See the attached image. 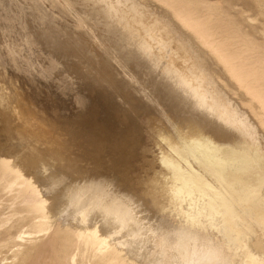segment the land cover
Masks as SVG:
<instances>
[{
    "label": "rangeland",
    "instance_id": "rangeland-1",
    "mask_svg": "<svg viewBox=\"0 0 264 264\" xmlns=\"http://www.w3.org/2000/svg\"><path fill=\"white\" fill-rule=\"evenodd\" d=\"M171 1L210 30L213 28L217 40L238 57L234 65H241L243 71H255L254 78H263L264 0ZM120 4L117 0H0V153L10 157L18 151L38 161L39 168L30 175L52 207L58 192L70 195L81 190L82 199L72 200L67 210L54 218V232L61 225H71V217L81 204L112 198L129 202L123 197L129 196L130 187L134 185L135 190L141 191L140 180L152 174L154 178L161 176L159 181H164L165 189L169 187L167 194L174 196L170 187L176 182L169 178L168 170L174 158L185 162L189 157L183 153L185 148L183 152L174 149V137L179 131L186 135L202 128L196 118H191L195 122L190 120L192 126L184 120L185 124L179 119L180 122L178 115L170 111L173 109L164 106L169 101L163 94L160 98L153 80L144 74L147 69L142 60L135 64L138 56H122L127 48L121 45L122 41L130 38L126 19L136 22L134 33L138 29L147 32L144 22L156 24L161 15L169 19L202 55V68L214 76V81L217 79L215 82L227 96L228 104L247 113L248 122L253 121V125L258 121L245 90L225 67L222 69L224 64L196 34L174 17L171 9L158 0ZM127 5L135 10H128ZM140 14L146 16L143 23ZM167 113L176 119L172 121L175 125L165 117ZM255 129L260 133L258 127ZM162 137L169 139L166 146L160 142ZM159 142L168 150L159 148ZM187 145L184 146H190ZM8 185L7 180L0 179V264H72V253L79 254L75 242L60 259V247L54 238L30 235L32 214L26 211L21 199L13 198L16 192H9ZM20 234L22 239L18 238ZM89 256L82 258L79 254L77 263L105 264Z\"/></svg>",
    "mask_w": 264,
    "mask_h": 264
},
{
    "label": "bare ground",
    "instance_id": "bare-ground-1",
    "mask_svg": "<svg viewBox=\"0 0 264 264\" xmlns=\"http://www.w3.org/2000/svg\"><path fill=\"white\" fill-rule=\"evenodd\" d=\"M117 1L126 5L132 0ZM158 1L171 9L174 17L184 27L196 34L198 40L224 64L222 69L225 67V71L227 69L245 90L250 97V107L255 111L250 113L257 118V126L252 124L253 121L248 122L247 113L237 110L232 106L234 104H228L227 96L215 82L217 79L214 81V76L208 74L209 71L206 73V68H202V55L191 46L189 39L181 31L178 32L175 24L169 23V19L166 20L162 15L158 17L159 14V24L144 22L146 16L140 14V22L145 23L147 27L144 28L149 34L146 35L147 32L139 29L134 33L135 28L137 31L136 22L126 19L127 35L130 38L122 41L121 45L127 47L122 56L125 59L138 56L137 60L134 58L135 64L142 60V66L147 69L144 74L153 80L154 84H151L156 86L160 98L163 94L166 102L169 101L164 106L167 108L169 105L173 109L170 111L178 115V120L186 123L191 120L193 123L191 118H196V123L205 128L198 130L193 125L196 131L186 135L179 131L174 137V141H179H173V148L182 149V152L185 148L183 153L189 155L183 160L185 162L173 155V165H169L168 171L172 176L169 178L176 182L170 187L174 196L167 194L169 187L165 189L164 181H159L161 176L154 178L152 172V176L147 177L145 173L147 178L140 180L142 190L137 191L138 188L135 190L134 185H130L132 189L129 196L123 197L129 202L112 198L94 199L81 204L71 215V225H61L54 232V218L63 214L72 200H80L81 190L70 195L56 193V204L52 207L49 198L30 175L36 167L39 168L38 161L18 151H13L14 155L10 157L1 151L0 179L7 180L9 192H16L13 198L21 199L26 211L32 214V229L29 234L50 235L54 238L60 247V259L67 255L75 242L82 258L89 254L90 258H96L105 264H264V76L262 79L254 78L252 74L255 71H243L241 65H234L233 62L238 57L233 55L232 49H228L223 41L217 40L212 33L213 28L210 30L198 22L197 17L185 13L182 6L171 0ZM127 6L128 10H135L132 6ZM109 8L112 9L111 6ZM160 38L166 39L161 41ZM164 60L167 61L163 62ZM140 62L138 64L141 65ZM157 68L162 73H157ZM176 114L174 115L177 116ZM167 115L165 117L172 122L174 118L169 117V113ZM256 127L260 129V133ZM166 140L169 139L162 137L160 142H164L166 146ZM160 142L157 143L159 148L165 149ZM185 143L190 146L185 147ZM162 154L164 156L163 152ZM163 163L165 165L164 161ZM103 180L106 181L105 178ZM18 238L23 237L20 234ZM79 254L72 253L70 263L78 264Z\"/></svg>",
    "mask_w": 264,
    "mask_h": 264
}]
</instances>
